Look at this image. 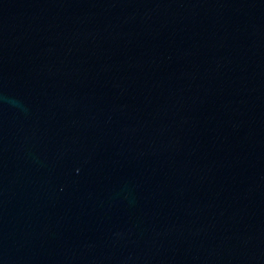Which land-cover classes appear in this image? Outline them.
<instances>
[{
    "label": "water",
    "instance_id": "95a60500",
    "mask_svg": "<svg viewBox=\"0 0 264 264\" xmlns=\"http://www.w3.org/2000/svg\"><path fill=\"white\" fill-rule=\"evenodd\" d=\"M0 264H264V0H0Z\"/></svg>",
    "mask_w": 264,
    "mask_h": 264
}]
</instances>
